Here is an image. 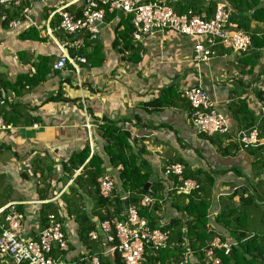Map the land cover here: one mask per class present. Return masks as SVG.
<instances>
[{"label":"crops","instance_id":"0c3cea01","mask_svg":"<svg viewBox=\"0 0 264 264\" xmlns=\"http://www.w3.org/2000/svg\"><path fill=\"white\" fill-rule=\"evenodd\" d=\"M70 1L25 2L22 9L27 8V11L23 15V25L15 29L3 25L4 10L0 11V79L3 86L4 82L14 84L20 76H32L42 57L47 58L49 67L45 80L25 88L20 96H15L11 87L5 89L0 85L20 106L18 112L21 116L17 124L0 128V207L9 203L22 206L24 234L32 238L44 228L43 217L48 219L55 214L62 218L70 240L67 264H76L74 258L81 255L84 248L79 240V226L67 215L62 194L69 192L81 169L72 179L64 181L62 163L87 143L91 155L95 150L104 154V140L96 121L105 117L120 121V125L130 131L131 138L138 140V146L145 149L143 156L152 171V181L166 178L167 190L170 187L169 177L164 174L167 164L186 163L191 170L202 168L210 173L216 180L210 210L214 217L222 211L221 198L232 193L247 177H253V154L246 151L249 147H244L241 141V134L247 133L245 127L250 118L239 114L241 120H237L231 107L246 101L251 111L255 110L257 115L264 117V103L257 97L258 92L264 90V49L254 67L242 60L252 49L247 55L240 56L219 47V56L199 63L194 60V38L166 31L145 39L140 44L143 53L140 60L133 61L128 52L122 54L113 46L115 28L122 17H127L118 13L112 20L106 19L97 43L101 47L99 52L96 50L93 54L95 46L85 49L84 57L93 55L92 59L78 63V69L69 63L62 70H54L53 64L60 57L61 50L47 35V25L64 37V32L58 30L60 16L54 11ZM179 1L167 0L174 9ZM210 1L205 0L206 3ZM218 1L230 5L227 0ZM81 8L79 3L70 6L69 10L78 16ZM251 27H258L264 33V23L253 21ZM100 56L103 61L93 66L92 60L100 61ZM193 85L203 86L216 109L225 116L230 125L227 136L212 142L198 131L191 105L181 96L184 88ZM168 87H174L180 94L178 100H174L176 105L159 110L149 106V102ZM60 95L64 99H57ZM49 97L56 99L47 101ZM233 142L240 144L239 151L230 149V154L223 155L222 147ZM36 157H40L43 164L53 163L54 170L48 177L42 178L33 172L32 162ZM233 167L241 169V176L235 174ZM117 170L105 174L112 175L116 181ZM25 172L28 178L24 176ZM117 185L120 186L119 182ZM47 192L48 196L44 198ZM86 199L82 209L92 212L91 198ZM234 199L238 201V196ZM166 205L163 204V209ZM169 208L171 216L179 215L171 206ZM93 220L98 223L100 219L93 216ZM188 255L183 261L172 264H190ZM0 264L11 262L0 254Z\"/></svg>","mask_w":264,"mask_h":264},{"label":"trees","instance_id":"16d2710c","mask_svg":"<svg viewBox=\"0 0 264 264\" xmlns=\"http://www.w3.org/2000/svg\"><path fill=\"white\" fill-rule=\"evenodd\" d=\"M227 1L233 10L231 21L251 33L253 42L250 48L251 52L248 54L247 51L239 55L248 54L242 59L243 63L249 62L254 67L261 56V50L264 49V33L258 27L252 29L251 23L253 21L264 23V1ZM219 2L218 0H211L209 3H206L205 0H180L175 9L182 13L192 8L197 13L207 12L209 16H212ZM23 7L24 5L4 10L3 25L8 27L12 18L21 16ZM80 15L81 11L78 12V16ZM115 16H118V13L108 14L107 19L112 20ZM133 31L132 16L122 17L115 28L116 38L113 46L117 47L122 54L128 52L131 60L139 61L141 45L135 46L132 37ZM97 43L98 40L87 44V48L95 46L93 54L96 53V50L99 52L101 49ZM87 48L80 50L78 54L85 56L84 51ZM92 57L93 55H86V59H92ZM103 59L100 56V61L92 60V65H99ZM47 65V58L42 57L41 63L38 64L36 72L32 76H20L12 85L4 82V88L11 87L15 96L22 95L25 88L36 86L45 80L49 72ZM4 91L0 87V117H2L4 126L15 125L21 117L18 112L20 106L12 101L9 94L6 95ZM263 95L264 90H260L257 97L264 103ZM179 96L180 94L174 90V87H168L156 99L149 102V106L155 110L168 108L176 105L174 100H178ZM2 99L4 100L3 104L1 103ZM55 99L56 97H49L47 101ZM57 99H64V97L60 95ZM232 105H235V107H231L235 118L239 114L250 118L245 127L247 132L245 134H248L252 129H257L259 141L253 146L249 145V148L246 147L248 149L246 151L253 154V177H247L232 193L221 198L222 211L214 217L211 216L210 210L216 180L210 173L202 168L191 170L185 163L183 177L185 179L194 178L199 187L190 193L179 192L176 189L171 192V194L173 193L171 200L167 201V179L152 181V171L148 167V160L143 156L146 151L143 147L138 146V140L131 138L130 131L120 125V121L110 120L106 117L96 121L100 135L104 140V154L95 150L91 155L90 144L87 143L82 150L74 152L67 161L62 163V179L64 181L72 179L77 170L81 169L75 176L69 192L62 194L66 203L67 215L78 224L79 240L84 247V252L74 258L77 261L76 264H87V259H83V257L90 255L98 256L100 264H125L117 250L106 253L111 245L118 243V240L113 244H103L102 241H93L89 237V233L98 228L93 216L103 221L121 215L124 212L123 197L125 195H127L128 204L136 206L140 215L146 217L153 228L159 226L165 218L164 203L179 213L177 216H171L164 226L171 231L170 246L163 249L157 259L148 257V262L145 264H156L157 260L163 264L178 263L183 261L188 253L190 254L188 255L190 264H264V117L257 115L255 110L251 111L246 101ZM136 118L139 119L137 116ZM239 119L238 117L237 120ZM203 136L215 142L216 138L220 139L227 135L207 136L203 134ZM239 147L238 142H233L222 147L221 151L223 155H228L231 153L230 149L237 152ZM180 160L185 162L183 159ZM32 166L33 172L39 173L42 178L48 177L54 170L53 163L43 164L40 157L33 160ZM117 168L119 169L116 175L117 191L110 197L101 196L98 179L105 173L114 172L111 170ZM233 170L237 176H241L240 168L233 167ZM24 176L28 178V173L25 172ZM171 178L175 181V185L180 183H178L177 177H170L168 180ZM147 182H151L152 196L162 201L154 203L151 207L141 204L143 197L148 194L144 190ZM47 196L48 192L43 195L44 198ZM236 196H238V201L234 199ZM87 197L91 198L92 212L82 209V205L87 202ZM103 208L105 209L104 213L101 211ZM18 210L22 212V206L18 207ZM45 211L46 206L42 209L43 213ZM41 222L45 227L48 223L47 217H43ZM219 226L222 227L221 230ZM216 238H219L220 242L228 247L213 245ZM209 251H212L210 257L208 256ZM195 257L198 259L194 260Z\"/></svg>","mask_w":264,"mask_h":264},{"label":"built area","instance_id":"2783aa9c","mask_svg":"<svg viewBox=\"0 0 264 264\" xmlns=\"http://www.w3.org/2000/svg\"><path fill=\"white\" fill-rule=\"evenodd\" d=\"M30 0H0V11L23 6ZM82 4L80 16L74 15L69 7ZM12 18L8 28L15 29L23 25V15ZM132 16L134 31L132 34L135 46L142 44L151 36L173 31L196 40L194 45V60L208 62L219 56V47L230 50L235 54H242L250 50L253 45L251 33L238 27L231 21L232 8L230 5L219 2L215 12L209 16L207 12L197 13L190 8L179 13L167 0H72L59 5L54 14L60 16L58 30L64 32L59 39L54 30L47 25L46 33L61 50V55L53 64L54 70H62L69 63L78 69V63L87 62V59L78 54L87 48L89 42L97 41L101 37L102 28L106 23L107 15L119 13ZM140 54H143L140 52ZM181 96L191 105L193 122L198 131L207 136L227 134L230 125L223 114L215 106L207 91L201 85L188 86L181 91ZM4 100H1L3 104ZM0 117V128H4ZM244 147L259 141L257 129L248 134H241ZM184 165L180 162L167 164L164 174L167 177L175 176L178 185L170 179L166 200H171V191L190 193L199 187L196 180L185 179ZM99 194L110 197L116 192V181L110 174L98 179ZM127 199V195L123 197ZM162 201L149 194L142 199V206L151 207ZM128 212L116 215L111 219L98 220V228L89 233L93 241H102L103 244H117L109 247L106 253L118 251L125 264H145L148 257L157 259L163 249L170 246L171 231L164 228L167 221H161L157 227H151L149 220L142 217L138 208L128 204ZM102 213L105 209H101ZM24 214L18 210L16 203H9L0 207V254L8 257L11 264H67L70 240L68 239L64 222L60 217L52 214L48 217L47 225L42 228L36 237H27L24 234ZM213 245L222 247L219 238ZM211 254V252H209ZM189 254V253H188ZM87 264H100L96 255L83 257ZM156 264H163L157 260Z\"/></svg>","mask_w":264,"mask_h":264},{"label":"rangeland","instance_id":"374dc122","mask_svg":"<svg viewBox=\"0 0 264 264\" xmlns=\"http://www.w3.org/2000/svg\"><path fill=\"white\" fill-rule=\"evenodd\" d=\"M54 35H55L56 37H59V39L62 38V35H61L60 33H58V32H54ZM57 176H58V174H57ZM42 183H43L44 185H46L45 182L42 181ZM58 192H59V191H58ZM89 205H91V204H89ZM163 212H164V215H165V218H164L163 220L168 221L169 216L172 215V211L170 210L169 206L165 207V209L163 210ZM221 229H222V228H221ZM83 248H84V247H83ZM71 249H72V248H71ZM73 249H75V248L73 247ZM196 259H198V258L195 257L194 260H196Z\"/></svg>","mask_w":264,"mask_h":264},{"label":"water","instance_id":"95a60500","mask_svg":"<svg viewBox=\"0 0 264 264\" xmlns=\"http://www.w3.org/2000/svg\"><path fill=\"white\" fill-rule=\"evenodd\" d=\"M89 1H90V0H85L86 3H88ZM119 13L122 14V11H119ZM0 85H1L2 87H4V86H3V82H2L1 79H0ZM150 186H151V182H147V183L145 184V186H144V190H145L148 194H152L151 191H150ZM124 201H125V204H124V210H125V213H127V212H128V210H127L128 202H127L126 199H125Z\"/></svg>","mask_w":264,"mask_h":264}]
</instances>
